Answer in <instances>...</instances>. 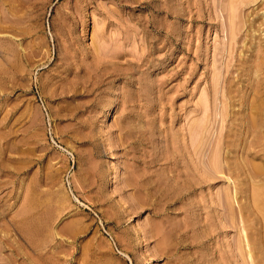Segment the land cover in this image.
Segmentation results:
<instances>
[{"label":"rangeland","instance_id":"obj_1","mask_svg":"<svg viewBox=\"0 0 264 264\" xmlns=\"http://www.w3.org/2000/svg\"><path fill=\"white\" fill-rule=\"evenodd\" d=\"M262 6L0 0V264H244L242 235L264 252V133L243 124L264 70L241 69Z\"/></svg>","mask_w":264,"mask_h":264},{"label":"bare ground","instance_id":"obj_2","mask_svg":"<svg viewBox=\"0 0 264 264\" xmlns=\"http://www.w3.org/2000/svg\"><path fill=\"white\" fill-rule=\"evenodd\" d=\"M263 2V1H262ZM263 4V3H262ZM261 4V5H262ZM260 5V4H259ZM262 8H264V6H262ZM264 25V22L261 23L260 25L258 24V26L256 27L257 29H260L261 25ZM251 27L250 29H252L253 32H256L255 31V26H256V20H252L249 24ZM262 25V26H263ZM262 31L264 32V28L262 29ZM251 33V31H250ZM264 34V33H263ZM246 36V35H245ZM251 36L257 38L255 36V33L252 34ZM252 37V38H253ZM253 40V39H252ZM251 42V41H250ZM258 49H257V53L255 54V59H254V62L255 60H259V64L258 63H253V64H244V67H242V71L246 72H250L251 70V67L255 68V75L258 77L259 74H261L259 72V69H263L262 66L264 64V48L262 49L261 47H264V38H261L259 39V43H258ZM253 57V56H252ZM239 61V60H238ZM248 61H246L247 63ZM253 68V69H254ZM262 71V70H261ZM254 72V71H253ZM263 74V73H262ZM247 75V74H246ZM252 76V75H251ZM248 85V89L250 90V92H256L255 93V97L253 98L252 101L249 102V105H250V108H251V111H253L255 113L254 117H251L250 119H247V120H244L243 124L245 125L244 126V129L246 132H250V135L251 133H258L259 131H263L264 133V130H262V128L264 127V111H263V106L264 103L260 100L261 98V95L264 94V92L262 91V88L264 87L263 84L260 82V81H257L255 83V81L253 80H249V83H247ZM245 102V101H244ZM243 102V103H244ZM248 105V106H249ZM237 106V105H236ZM113 107V106H112ZM111 108V107H110ZM114 108V107H113ZM250 111V110H249ZM110 113V112H109ZM108 113V114H109ZM238 126V125H237ZM239 131V130H238ZM262 136V135H261ZM260 144V143H259ZM246 147V146H245ZM252 147V146H251ZM259 148V147H258ZM264 149V148H263ZM262 150V149H261ZM246 151V150H245ZM231 152V151H230ZM252 155L255 157V156H258L257 152H254L252 153ZM228 157V156H227ZM229 158V157H228ZM216 160V159H215ZM225 161V160H223ZM214 164V169H215V166L217 167V169L219 170V166H222V161H213L212 162ZM253 166V165H252ZM255 170H257V168L255 167ZM221 171V170H219ZM218 171V172H219ZM253 171V170H252ZM257 172V171H256ZM258 173V172H257ZM239 174H241V172H239ZM230 175V174H229ZM235 191H236V198H237V195L239 193H241V190L240 188L238 187H235ZM255 196H256V200L258 203H261L262 202V198H263V194L262 192L258 191L255 193ZM240 198V197H239ZM236 200V199H235ZM244 207L240 205L239 207V214H240V218L244 215ZM243 218V217H242ZM243 220V219H242ZM244 221H242L243 223ZM238 226L240 227L241 231L242 230H245L243 225L241 224V219L238 221ZM244 232V231H242ZM246 234V233H245ZM165 237V236H164ZM255 238H252V236H248V235H242L241 236V240L239 242V247L241 249V256H242V262L244 264H264V252L261 251L260 249H258L257 247V242L254 240ZM240 256V257H241Z\"/></svg>","mask_w":264,"mask_h":264}]
</instances>
